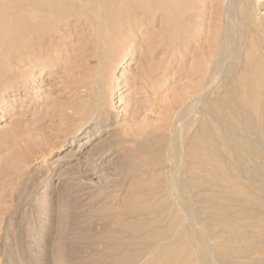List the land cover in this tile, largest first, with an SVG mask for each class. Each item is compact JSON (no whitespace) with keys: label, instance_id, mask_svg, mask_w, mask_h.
Segmentation results:
<instances>
[{"label":"rangeland","instance_id":"1","mask_svg":"<svg viewBox=\"0 0 264 264\" xmlns=\"http://www.w3.org/2000/svg\"><path fill=\"white\" fill-rule=\"evenodd\" d=\"M135 1L126 0L125 9L128 12L130 8L129 12H132L133 5H136L134 12L139 17L133 12L132 17L121 24V27L111 25L112 16L109 14H112V8L105 1L107 6L103 5L100 12H106L107 16L96 18V22L95 15L91 14L90 18L89 14L92 12L88 8L85 11V7L77 6L75 11L71 7L73 12L69 7L65 8L67 11L60 7L59 12L62 15L55 20L57 24L52 21V27L49 24L43 27L44 32L36 30V33L27 28L28 19L22 4L24 0H18L17 3L16 0L7 2L15 8L11 9L14 12H17L18 5H22L24 9L19 6L22 11H18L21 14L17 12L14 19L11 17L14 12L11 11L4 16L6 19L0 18V26L2 19L5 23L1 26L5 33L0 37V43L3 41L0 44V264H264V134H261L264 131V112L259 110V113L255 108L247 109L244 99L240 97L242 92L238 91L243 84L250 83L246 78L252 72L250 65L264 55V48L261 46L262 44L264 47V36H261L264 35V27L259 26V23L264 24V10L261 11L262 14H258V7L264 9V1L253 0L252 3V0H171V5H159L158 0H152L151 3L146 1L149 7L145 1ZM238 2L243 3L238 5ZM0 3L2 5L3 1L0 0ZM245 5L250 8V12L257 8L253 10L252 16L245 9ZM139 8L143 11H139ZM245 10L248 12L247 16L244 15ZM69 11L73 14H68ZM79 11H84V14ZM163 15L169 17L168 21ZM238 17H242L241 20ZM171 18L174 19L170 20ZM12 19L16 22H12ZM250 20L255 24L252 27L250 24L253 22ZM6 23L10 26L14 24L11 27L16 29L15 32H11V27ZM26 28L29 32H25ZM116 28L120 29L117 31ZM248 31L250 35H247ZM15 33H18V37L21 36L19 39H22V43L18 37L16 39ZM104 47L108 49L105 56L101 51ZM118 57L120 59L116 60ZM241 65L247 67V72L246 67L244 69ZM238 69L242 71L237 72ZM236 73H240V76L237 77ZM233 75H236L237 80ZM230 77H233L231 81ZM230 86L238 92V95L234 93L240 102L234 98ZM228 99L230 103L227 101L229 104H226L225 100ZM208 102L213 105L210 110ZM188 105L189 112L186 110ZM231 109L237 116L233 115ZM233 116H240L241 120H235ZM246 118L250 119L249 122ZM176 123L179 126L188 124V127H182L181 138L177 135ZM237 124L240 128L248 127L250 131L243 127L237 128ZM231 126L235 127L230 131L234 129L235 132V128L238 131L228 132ZM208 128L209 134L206 132ZM199 129L208 135L205 132L200 133ZM212 129L219 133H213ZM230 133H234L231 140ZM210 135L212 138H209ZM243 135L248 136V139L245 136L242 138ZM198 138H203L206 142L204 140L200 145ZM237 138L242 143L247 142V145L244 143V146ZM208 139L214 140L210 143ZM220 139L222 140L219 141ZM180 142L183 143L184 151L183 159L178 160L176 157ZM192 143L195 145L194 149ZM209 143L211 146L214 144L212 148ZM237 143L239 147L242 144V150ZM255 144L261 145L256 147ZM197 146L202 151L205 150L206 153L202 152L206 154L205 158L204 155H198L201 150L196 149ZM218 151H222V154L219 155ZM244 152H248L249 156L248 153L245 156ZM197 157L200 160L203 157L202 165ZM196 158L197 163L194 162L197 161ZM171 159H174V163ZM22 162L25 163L21 165ZM237 163L238 168L234 166ZM148 168L149 170H145ZM171 168L179 170V186L181 177L184 180L189 174L198 188L190 183L191 179H186L188 186L190 184L189 188H192L185 192L187 196L179 191L181 198L179 195L173 198L167 190H162L164 185L159 187L158 182L168 183ZM207 169L212 171L206 172ZM224 170L230 174L227 176L232 177L231 172L234 174V170L235 175L242 176L239 178L236 175L232 180L230 178V183L222 172ZM186 171L188 173L185 174ZM196 171L198 177L195 176ZM219 172L226 179L222 177L220 180L219 175L222 173L218 174ZM162 173L164 178L160 175ZM224 180L225 182L218 183ZM237 181L239 188H242L239 194L233 193L235 187L239 191ZM132 184L137 185L136 189ZM248 185L251 188L246 187ZM152 186L156 188H153L154 191ZM142 188L145 189L141 190ZM230 188L234 189L230 191ZM151 192L154 193L151 195ZM154 196H159V199ZM170 197L173 198L172 203ZM176 201L179 204L184 202L181 209ZM163 203L165 206H162ZM173 204L178 210L173 208ZM133 205L136 206L135 209ZM151 207L154 208L153 211ZM166 207H169L168 210ZM160 209L161 213L158 211ZM172 210L177 214L172 215ZM184 212L189 218H182L181 222L179 216L181 214L182 217ZM148 216L156 220L162 218L163 222H158L161 226L158 228L155 222L152 227L153 218L150 220ZM146 217L149 219L147 222ZM166 221H173L170 226H174L170 229ZM177 222H180L179 225ZM139 227L143 230L140 231ZM185 227L187 231L183 229ZM164 229L170 231L166 230L164 233ZM180 229L185 230L186 234H182ZM156 231L157 235L158 231L164 234L161 236L159 233L157 237ZM169 233L176 235L174 237L171 234L169 237ZM155 237L158 238L157 241ZM165 244L167 246L162 249ZM157 250L159 253H155Z\"/></svg>","mask_w":264,"mask_h":264},{"label":"bare ground","instance_id":"2","mask_svg":"<svg viewBox=\"0 0 264 264\" xmlns=\"http://www.w3.org/2000/svg\"><path fill=\"white\" fill-rule=\"evenodd\" d=\"M2 1H3V4L0 5V18H4V16H6V13H7V12L9 13V11H11V13H12V12H14V11H12L11 9H13V10L15 9V8L11 7V5H8L7 2H8L9 0H8V1H7V0H2ZM13 1H14V0H13ZM17 1H18V0H16V3H17ZM21 1H23V0H21ZM105 1H107V4H110V6H111L110 8H112V9H111V10H112V14H109V15H110V17L112 16V18H111V19H112V23H111V25L114 26V27H116V26H120L121 24H123V23L126 22V21L128 22L129 17H130L131 14L135 11L134 7H136V5H133V6H134V7H133V11L131 10L132 12H129V11H130V8H129V11L127 12V10L125 9L126 0H61V1L58 0L57 2H56L55 0H24V2H23L22 4L25 6V10H23L24 8H23L22 5H18V6H16V11H17V12L22 11V10L24 11L25 16H26L27 19H28L27 24H26V23H25V24L27 25V28L31 29L30 31H31L32 33H34L36 30H37V31L39 30V31H41V32H44L45 29L43 30V27L49 25L52 21H54V22L56 23L55 20H57V19L60 17V15H62V14L59 12V11H60V10H59L60 7H61V8H64V9H65V8L67 9V8L69 7L70 9L73 10V12H74V9H75L77 6H79V7L82 6L83 8L85 7L84 10H85L86 8H88L87 10L90 11V12H92V13L89 14L90 18H91V14H92V15H95V22H96V18H97V19H101L102 17H104L103 15H106V12H105V14H104V13H103V14L101 13V12H102V11H101L102 6H103V5H106V4L104 3ZM131 1H132V0H131ZM134 1H135V0H134ZM143 1H145V2H146V1H149V3H151L152 0H141V2H143ZM153 1H155V0H153ZM158 1H159V5H166V4L171 5V4H170L171 0H158ZM173 1H175V0H173ZM173 1H172V2H173ZM180 1H181V0H180ZM180 1H179V2H180ZM259 1H260V0H259ZM263 1H264V0H263ZM128 2H130V1H128ZM135 2H136V1H135ZM166 2H167V3H166ZM172 2H171V3H172ZM243 2H244V1H243ZM243 2H241V3H243ZM249 2H250V1H249ZM253 2H254V1L252 0V3H253ZM132 3H133V2H132ZM138 3H140V2H138ZM146 3H147V2H146ZM149 3L146 4L147 7H149V6H148ZM162 3H165V4H162ZM174 3H176V2H174ZM241 3H240V4H241ZM250 3H251V2H250ZM261 3H262V1H261ZM261 3H260V4H261ZM0 4H1V3H0ZM20 4H21V2H20ZM127 4H128V3H127ZM135 4H137V2H136ZM142 4H144V3H142ZM172 4H173V3H172ZM177 4H178V3H177ZM240 4H239V2H238V5H240ZM263 4H264V3H263ZM129 5H130V4H129ZM138 5H139V4H138ZM246 5H247V4H246ZM246 5H245V6H246ZM258 5H259V4H258ZM13 6H14V5H13ZM19 6H21V9H22V8H23V9H22V10H21V9L19 10V8H20ZM106 6H107V5H106ZM108 6H109V5H108ZM140 6H141V5H140ZM140 6H139V7H140ZM143 6H144V5H143ZM174 6H175V5H173V7H174ZM249 6H250V5H249ZM71 7H74V9L71 8ZM129 7H130V6H129ZM147 7H145V8H147ZM165 7H166V6H165ZM167 7H169V6L167 5ZM176 7H177V6H176ZM83 8H82V9H83ZM123 8H124V9H123ZM140 8H141V7H140ZM140 8H139V9H140ZM142 8H143V7H142ZM161 8L163 9L164 7L162 6ZM171 8H172V7H171ZM174 8H175V7H174ZM242 8H243V7H242ZM253 8H254V7H253ZM66 9H65V11H67ZM76 9H78V8H76ZM76 9H75V11H76ZM82 9H80V10H82ZM103 9H105V8H103ZM143 9H144V8H143ZM164 9H165V8H164ZM166 9H170V8H166ZM172 9H173V8H172ZM175 9H177V8H175ZM239 9L241 10V7H240V6H239ZM245 9H248V6H246ZM249 9H250V8H249ZM249 9H248V11L250 12ZM254 9L256 10L257 8H254ZM254 9H253V10H254ZM258 9H259L258 14H259V15L262 14L261 11H263L264 9H262V7H261V8L258 7ZM18 10H19V11H18ZM61 10H63V9H61ZM68 10H69V9H68ZM72 10H71V11H72ZM108 10H109V9H108ZM108 10H107V11H108ZM111 10H110L109 12H111ZM136 10H138V8H136ZM141 10H142V9H140L139 11H141ZM145 10H146V9H145ZM147 10H148V8H147ZM160 10H161V9H160ZM160 10H159V12H160ZM253 10H251V11L253 12ZM255 10H254V11H255ZM71 11H69V12H67V13H68V14H71V13H72ZM85 11H86V10H85ZM100 11H101V12H100ZM142 11H143V10H142ZM142 11H141V12H142ZM162 11H163V10H161V12H162ZM165 11H166V10H165ZM17 12H14L13 16H11L12 14H11L10 16L13 17V19L16 18V17H14V16L16 15ZM79 12H80V11H79ZM82 12H83V13H82ZM82 12H80V14L83 15V14H84V11H82ZM144 12H145V11H144ZM147 12H148V11H147ZM147 12H145V13H147ZM149 12H150V11H149ZM168 12H169V11H167V13H168ZM239 12H240V11H239ZM245 12H246V14H244V15L247 16V14H248L247 10H245ZM245 12H244V13H245ZM252 12H250L249 15H251ZM63 13H64V15L66 14V13L64 12V10H63ZM76 13H77V12H76ZM134 13H135V12H134ZM151 13H153V12H151ZM232 13H233V12H232ZM19 14H21V13L19 12ZM72 14H73V13H72ZM78 14H79V13H77V15H78ZM80 14H79L78 16H82V15H80ZM135 14H137V15H136V17H137V16H138V13L136 12ZM147 14H149V13H147ZM160 14H161V13H160ZM162 14H163V13H162ZM164 14H165V13H164ZM168 14H169V13H168ZM168 14H167V15H168ZM170 14H171V13H170ZM253 14H254V13H253ZM17 15H18V14H17ZM22 15H23V14H22ZM75 15H76V14H74V16H75ZM85 15H87L86 12H85ZM132 15H133V14H132ZM144 15H145V14H144ZM240 15H242L241 12H240ZM255 15H256V14H255ZM1 16H3V17H1ZM66 16H68V15H66ZM71 16H73V15H71ZM106 16H107V15H106ZM168 16L170 17L171 15H168ZM168 16L165 15V17H167V18H165L164 15H163V17L166 19V21H168V19H169ZM174 16H175V15H174ZM251 16H252V15H251ZM262 16H264V14H262ZM20 17H21V16H20ZM26 17H25V18H26ZM82 17H83V16H82ZM87 17H88V16H87ZM87 17H84V18H87ZM110 17H109V19H110ZM131 17H132V16H131ZM131 17H130V18H131ZM133 17H135V16H133ZM138 17H139V16H138ZM163 17H162V18H163ZM248 17H250V16H248ZM256 17H257V16H256ZM235 18H236V17H235ZM238 18H239V17H238ZM241 18H242V17H240L239 20H241ZM252 18H253V20H255V19H254V16H253ZM252 18H251V19H252ZM4 19H6V17H5ZM13 19H12V20H13ZM92 19H94V18L92 17ZM107 19H108V18H107ZM111 19H110V20H111ZM148 19H149V18H148ZM173 19H174V18H173ZM173 19L171 18L170 20H173ZM245 19H246V18H245ZM257 19H258V21H259V18H258V17H257ZM12 20H11V21H12ZM87 20H88V19H87ZM242 20H243V19H242ZM263 20H264V19H263ZM0 21H1V20H0ZM6 21H7V20H6ZM11 21H10V22H11ZM24 21H25V20H24ZM93 21H94V20H93ZM107 21H108V20H107ZM230 21H231V20H230ZM232 21H233V20H232ZM234 21H236V20H234ZM250 21L253 22L252 20H250ZM12 22H14V20H13ZM15 22H16V21H15ZM15 22H14V23H15ZM98 22H99V20H98ZM0 23H1V22H0ZM3 23H4V22H3V19H2V24H3ZM20 23H21V22H20ZM92 23L94 24V22H92ZM107 23H108V22H107ZM170 23H171V22H170ZM233 23H235V22H233ZM255 23H256V20H255ZM263 23H264V21H263ZM2 24H1V26H2ZM4 24H5V23H4ZM6 24H7V23H6ZM18 24H19V23H18ZM56 24H57V23H56ZM97 24H98V23H97ZM239 24H241V23H239ZM244 24H245V22H244L242 25H244ZM248 24H250V22H248ZM252 24H254V22L250 24L251 27H252ZM7 25H9V23H8ZM7 25H6V26H7ZM254 25H255V24H254ZM260 25H263V27H264V24H260V23H259V26H260ZM1 26H0V37H1V34H2V33H3V34L5 33V32L3 31V30H5V29H2ZM9 26H10V25H9ZM11 26H12V25H11ZM11 26H10V27H11ZM13 26H14V24H13ZM13 26H12V27H13ZM50 26H51V24H50ZM92 26H93V25H92ZM121 26H122V25H121ZM121 26H120V27H121ZM236 26H237V25H236ZM240 26H241V25H240ZM247 26H248V25H247ZM247 26H246V27L243 26V27L247 28ZM259 26L257 25V27H259ZM10 27H9V28H10ZM12 27H11V30H12V31L10 30L11 32H13V30L15 29V28H12ZM51 27H52V26H51ZM54 27H55V26H53V28H54ZM96 27H97V26H96ZM98 27H99V26H98ZM110 27H111V26H110ZM4 28H5V27H4ZM27 28H26L25 32H27V31L29 30V29H27ZM47 28H49V26H48ZM241 28H242V26H241ZM253 28H254V26H253ZM23 29H24V27H23ZM49 29H50V28H49ZM110 29H112V28H110ZM110 29H109V30H110ZM116 29H117V28H116ZM119 29H120V28H118L117 31H118ZM243 29H244V28H243ZM243 29H242V33H243ZM248 29H249V31H251L250 28H248ZM256 29H258V28H256ZM15 30H16V29H15ZM15 30H14V32H15ZM20 30L22 31V29H20ZM244 31H245V29H244ZM249 31H248V34H247V35H250V32H249ZM255 31H256V30H255ZM257 31H258V30H257ZM8 32H9V31H8ZM11 32H10V34H11ZM16 32H17V31H16ZM28 32H29V31H28ZM31 32H30V33H31ZM253 32H254V31H253ZM35 33H36V32H35ZM242 33H241V34H242ZM8 34H9V33H8ZM10 34H9V35H10ZM15 34L17 35V36L15 35V36H16V39H17V37H18V33H15ZM243 34H244V33H243ZM245 34H246V33H245ZM259 34H260V31H259ZM6 35H7V34H6ZM13 35H14V34H13ZM19 35H20V34H19ZM254 35H255V34H254ZM260 35H261V34H260ZM15 36H13V38H14ZM245 36H246V35H245ZM257 36H258V33H257ZM257 36H254V37L257 38ZM261 36H264V35H261ZM8 37H10V36H8ZM11 37H12V36H11ZM19 37H21V36H19ZM19 37H18V39H19ZM28 37H29V36H28ZM30 37H31V36H30ZM233 37H234V35H233ZM242 37L244 38V35H243ZM3 38H4V37H3ZM13 38H12V39H13ZM259 38H260V37H259ZM9 39H10V38H9ZM14 39H15V38H14ZM16 39H15V40H16ZM249 39H250V38H249ZM252 39H253V38H252ZM3 40H4V39H3ZM19 40H20V42H21L22 39H19ZM19 40H17V42H18ZM231 40H232V39H231ZM253 40H254V39H253ZM253 40H252V41H253ZM259 40H260V39H259ZM8 41H9V40H8ZM8 41H7V42H8ZM99 41H100V39H99ZM245 41H248V39H246ZM245 41H244V42H245ZM260 41H263V39L260 40ZM1 42L3 43V41H1ZM11 42H12V41H11ZM17 42H16V43H17ZM227 42H228V41H227ZM2 43H0V44L2 45ZM21 43H22V42H21ZM228 43H229V42H228ZM248 43H250V42H248ZM262 43L264 44V42H262ZM7 44H8V43H7ZM19 44H20V43H19ZM225 44H226V43H225ZM246 44H247V42H246ZM255 44H256V43H255ZM258 44H261V43L259 42ZM9 45H11V44H9ZM15 45H16V44H15ZM226 45H227V44H226ZM239 45H240V44H239ZM5 46H6V45H5ZM245 46H246V45H245ZM247 46H248V44H247ZM247 46H246V47H247ZM261 46H262V48H264L262 44H261ZM2 47H3V46H2ZM6 47H8V46H6ZM15 47H16V46H15ZM0 48H1V47H0ZM9 48H10V47H9ZM13 48H14V47H13ZM239 48H240V47H239ZM239 48H238V49H239ZM14 49H16V48H14ZM14 49H13V50H14ZM17 49H18V48H17ZM258 49H259V48H258ZM4 50H5V48H4ZM9 50H10V49H9ZM11 50H12V49H11ZM244 50H245V48L243 49V51H244ZM262 50H263V49H262ZM1 51H3V50H1ZM7 51H8V50H7ZM101 51L104 53V56H105V55L107 54L108 49H105V47H104ZM260 51H261V50H260ZM9 52H10V51H9ZM12 52H13V51H12ZM0 53H1V52H0ZM6 53H7V52H6ZM261 53H262V51H261ZM2 54H3V53H2ZM9 54H10V53H9ZM231 54H232V53H231ZM257 54H258V53H257ZM260 55H261V54H260ZM222 56H223V55H222ZM231 56H232V55H231ZM234 56H236V55H234ZM244 56H245V53H244ZM237 57H238V56H237ZM260 57H261V56H260ZM229 58H230V57H229ZM239 58H240V57H239ZM258 58H259V57H258ZM119 59H120V58L118 57L116 60H119ZM240 59H241V58H240ZM240 59H239V60H240ZM255 59H256V58H255ZM218 60H220V59L218 58ZM246 60H247V59H246ZM253 60H254V59H253ZM242 61H243V60H241V62H242ZM244 61H245V60H244ZM219 62H220V61H219ZM245 62H246V61H245ZM237 63H238V62H237ZM237 63H236V64H237ZM222 64H223V63H222ZM248 64H249V63H247L246 65L248 66ZM216 66H217V65H216ZM244 66H245V65H244ZM213 67H214V64H213ZM220 67H221V66H220ZM222 67H223V66H222ZM241 67H243V65H241ZM245 67H246V66H245ZM245 67H243V68L245 69ZM250 67L252 68V72H251V74H249V75H250L249 77H248V75L246 76V78H248L247 81H249L250 83L248 82L249 84H246V85L243 84V85L241 86V84H240V82H239V84H240V86H241V89H240V87L237 86L238 89H240V90H238V91L242 92V95H241L240 97L242 98V100L244 99V100H243V103L246 104V107H248L247 109H254V108H255V109H258L257 112H258L259 110H262V111L264 112V55H262V57L259 58V60H258L256 63L251 64ZM215 68H216V67H215ZM236 68H237V65H236ZM239 68H240V65H239ZM243 68H242V69H243ZM208 69H209V68H208ZM217 69H218V66H217ZM242 69H238V71H237V70H236V71H237V72H240L239 70L242 71ZM232 70H233V69H232ZM206 71H207V70H206ZM211 71H214V70L212 69ZM211 71H210V72H211ZM220 71H221V70H220ZM243 71H244V70H243ZM207 72H208V71H207ZM246 72H247V67H246ZM216 73H217V72H216ZM234 73H235V71H234ZM234 73H232V74H234ZM243 73H244V72H243ZM236 74H237V73H236ZM244 74H245V73H244ZM207 75L209 76V74H207ZM216 75H217V74H216ZM238 75L240 76V73L237 74V77H238ZM231 76H232V75H231ZM233 76L235 77L236 75H233ZM215 77H216V76H215ZM237 77H235L236 80H237ZM208 78H209V77H208ZM232 78H233V77H232ZM232 78H231V77L229 78L230 81L232 80ZM235 78H234V79H235ZM229 79H228V80H229ZM241 79H242V78H241ZM245 80H246V79H245ZM210 82H211V80H210ZM212 82H215V81H212ZM234 82H235V81H234ZM241 82H243V81H241ZM228 83H230V82H228ZM245 83H246V82H245ZM239 84H238V85H239ZM227 85H229V84H227ZM235 85H236V83H235ZM230 87H231V89H233V90H232L233 93L236 92V91H234V88H232L233 86H230ZM237 87H236V88H237ZM236 88H235V89H236ZM224 89H226V88H224ZM227 91H228V90H226L225 94L227 93ZM230 91H231V90H230ZM233 93H232V94H233ZM237 93H238V92H236V94H237ZM232 94H231V95H232ZM226 95H227V94H226ZM226 95H225V96H226ZM233 95H234V98H235V93H234ZM237 95H238V94H237ZM237 95H236V97H238ZM218 96H219V95H218ZM221 96H223V95H221ZM213 98H214V96H213ZM238 98H239V97H238ZM220 99H221V98H220ZM220 99H219V100H220ZM222 99H225V98L223 97ZM235 99H236V98H235ZM217 100H218V99H217ZM231 100H232V99H231ZM236 100H237V99H236ZM208 101H209V100H208ZM214 101H215V100H214ZM227 101H229V103H230V99L225 100L226 104L228 103ZM237 101H238V100H237ZM205 102H207V101H205ZM216 102H217V101H215V103H216ZM223 102H224V101H223ZM231 102L233 103L234 101L232 100ZM238 102H240V101H238ZM208 103H209V102H208ZM212 103H213V101H212ZM229 103H228V104H229ZM232 103H231V104H232ZM231 104H230V105H231ZM233 104H234V103H233ZM189 105H190V104H189ZM189 105H188L187 108H186V110H187L188 112H189L188 108L190 107ZM204 105H205V104H204ZM209 105L211 106V107L208 106V108H209V110H210V109L212 108L213 105H212L211 103H209ZM219 105H220V108H221V104H219ZM223 105L225 106V103H224ZM230 105H229V106H230ZM191 106H192V105H191ZM193 106H194V105H193ZM214 106H215V104H214ZM227 106H228V105H227ZM227 106H226V107H227ZM205 107H206V106H205ZM231 107H232V106H231ZM233 107L235 108L234 105H233ZM233 107H232V109H233ZM239 107H240V105H239ZM216 108H217V107H216ZM220 108H219V110H220ZM227 108H228V107H227ZM189 109H190V108H189ZM213 109H214V107H213ZM232 109H231V110H232ZM235 109H236V108H235ZM207 110H208V109H207ZM207 110H206V111H207ZM221 110H222V109H221ZM231 110H230V112H231ZM184 111H185V109H184ZM187 111H186V112H187ZM190 111H191V110H190ZM194 111H195V110H194ZM216 111H217V110H216ZM216 111H215V112H216ZM234 111L236 112L237 110H234ZM241 111H242V110H241ZM249 111H250V110H249ZM211 112H212V111H211ZM215 112H214V113H215ZM225 112H226V110H225ZM232 112H233V110H232ZM243 112H244V110H243ZM245 112H246V111H245ZM245 112H244V114H245ZM212 113H213V112H212ZM233 113H234V112H233ZM239 113H240V112H239ZM259 113H260V111H259ZM259 113H258V114H259ZM181 114H183V113H181ZM216 114H217V112H216ZM219 114H220V113H219ZM219 114H218V115H219ZM221 114H222V113H221ZM235 114H236V113H234L233 115H235ZM244 114H243V116H244ZM249 114H250V113H249ZM252 114H253V112H252ZM263 114H264V113H263ZM245 115L248 116V113H246ZM254 115H255V114H254ZM256 115H257V114H256ZM183 116H184V115H183ZM187 116H188V115H187ZM209 116H210V114H209ZM213 116H214V115H213ZM220 116H221V115H220ZM231 116H232V115H231ZM231 116H230V117H231ZM236 116H237V114H236ZM257 116H258V115H257ZM259 116H260V115H259ZM188 117H189V116H188ZM214 117H215V116H214ZM222 117H223V116H222ZM222 117H221V118H222ZM228 117H229V115H228ZM183 118H184V117H183ZM232 118H234V116H233ZM235 118L238 119V118H240V116L235 117ZM235 118H234V119H235ZM249 118H251V117H249ZM254 118H255V116H254ZM179 119H180V117L178 118V120H179ZM189 119H190V118H189ZM211 119H212V118H211ZM229 119H230V118H229ZM243 119H244V117H243ZM247 119H248V118H246L245 120L247 121ZM252 119H253V118H252ZM252 119H251V120H252ZM256 119H257V118H256ZM182 120H183V119H182ZM221 120H222V119H221ZM223 120H224V118H223ZM232 120H233V119H232ZM235 120H236V119H235ZM235 120H233V121H235ZM238 120H239V119H238ZM238 120H237V121H238ZM240 120H241V118H240ZM245 120H244V122H245ZM249 120H250V119H248V122H249ZM184 121H185V120H184ZM184 121H183V122H184ZM186 121H187V119H186ZM188 121H189L188 123L190 124L191 121H190V120H188ZM209 121H210V120H209ZM212 121H213V120H212ZM216 121H217V120H216ZM229 121H230V120H229ZM259 121H260V120H259ZM176 122H177V121H176ZM179 122H180V121H179ZM214 122H215V121H214ZM220 122H221V121H220ZM222 122H223V121H222ZM231 122H232V121H231ZM231 122H230V123H231ZM252 122H255V121H252ZM206 123H207V122H206ZM217 123H219V122H217ZM238 123H240V121H239ZM250 123H251V122H250ZM258 123H260V122H258ZM181 124H182V122H181ZM252 124H253V123H252ZM256 124H257V122H256ZM260 124H261V123H260ZM260 124H259V125H260ZM176 125H177V123H176ZM183 125H184V124H183ZM187 125H188V124H187ZM187 125H185V126H187ZM190 125H191V124H190ZM204 125H205V124H204ZM219 125H221V123H219ZM237 125H238V124H237ZM242 125H243V124H242ZM257 125H258V124H257ZM177 126H178V128H177V135H178L179 138H181V136H182V129H183L182 127H185V126H179V125H177ZM202 126H203V125H202ZM238 126H239V125H238ZM238 126H236V127L239 128V129H241V128L243 127V126H241V128H240V126H239V127H238ZM251 126H252V125H251ZM174 127H175V126H174ZM187 127H188V126H187ZM189 127H190V126H189ZM198 127H199V125H198ZM200 127H201V126H200ZM233 127H235V126H233ZM233 127L231 126V127L229 128L228 132H229L230 129H232ZM246 127H247V125H246ZM263 127H264V126H263ZM205 128H206V127H205ZM212 128H214V127H212ZM237 128H235V132L238 131V130H236ZM243 128H245V126H244ZM247 128H248V127H247ZM247 128H245V129H246V130H249V129H247ZM173 129H174V128H173ZM193 129H194V128H193ZM216 129H217V127H216ZM220 129H221V127H220ZM185 130H186V129H184V132H185ZM199 130H200V131H199L200 133H201V132H202V133L205 132V131L203 132L201 129H199ZM209 130H210V129L208 128L206 132L208 133ZM212 130H213V129H212ZM218 130H219V129H218ZM223 130H224V129H222V131H223ZM242 130H243V129H242ZM231 131L234 132V129L231 130ZM231 131H230V132H231ZM243 131L245 132V130H243ZM249 131H250V130H249ZM249 131H248V132H249ZM257 131H258V130H257ZM170 132L172 133V131H170ZM173 132H174V131H173ZM189 132H190V130H189ZM193 132H194V131H193ZM195 132H196V131H195ZM197 132H198V131H197ZM206 132H205V133H206ZM209 132H210V131H209ZM216 132H218V131H214V130H213V133L216 134ZM220 132H221V131H220ZM235 132H234V133H235ZM246 132H247V131H246ZM251 132H252V131H251ZM262 132H263V133H261V134H264V131H262ZM174 133H175V132H174ZM187 133H188V132H187ZM207 133H206V134H207ZM218 133H219V132H218ZM222 133H223V132H222ZM234 133H233V134H234ZM241 133H242V132H241ZM191 134H192V133H191ZM191 134H190V135H191ZM206 134H204V135L206 136ZM208 134H209V133H208ZM208 134H207V135H208ZM215 134H214V135L211 134V135L214 137ZM233 134L230 133V139L228 138L229 140H231V136H233ZM237 134H238V133H237ZM243 134H244V133H243ZM250 134H251V133H250ZM188 135H189V133H188ZM193 135H194V134H193ZM204 135H203V136H204ZM211 135H210V136H211ZM220 135H222V134L220 133ZM241 135H242V134H240V136H241ZM252 135H253V134H252ZM252 135H251V137H252ZM171 136H172V135H171ZM173 136H174V135H173ZM199 136H200V134H199ZM201 136H202V135H201ZM201 136H200V137H201ZM205 136H204V137H205ZM212 136H211V137L208 136V137H209V138H212ZM217 136H218V135H217ZM222 136H223V135H222ZM228 136H229V134H228ZM235 136H236V134H235ZM240 136H238V137H240ZM244 136H245V135H243L242 138H243ZM253 136H254V138H255V135H253ZM262 136L264 137V135H262ZM262 136H261V137L258 136V137L263 138ZM183 137H184V136H183ZM185 137H186V136H185ZM185 137H184V138H185ZM191 137H192V135H191ZM204 137H203V138H204ZM236 137H237V136H236ZM245 137H247V139H248V136H245ZM245 137H244V138H245ZM249 137H250V136H249ZM176 138H177V137H176ZM179 138H178V139H179ZM186 138H188V137H186ZM203 138H202V139H203ZM225 138H226V137H225ZM240 138H241V137H240ZM242 138L240 139L241 141H243ZM172 139H173V138H172ZM182 139H183V138H182ZM194 139H195V138H194ZM202 139H199V138H198V143H199L200 145H201V144L203 143V141L205 140V139H204V140H202ZM228 139H227V140H228ZM235 139H236V138H235ZM237 139H238V138H237ZM252 139H253V138H252ZM191 140H192V138H191ZM212 140H214V139H212ZM212 140L209 141V139H208L207 141L211 143ZM221 140H222V139H220L219 141H221ZM233 140H234V139H233ZM233 140H232V142H233ZM260 140H261V139H260ZM176 141H177V139H176ZM196 141H197V140H196ZM224 141H225V140H224ZM234 141H235V140H234ZM238 141H239V139H238ZM238 141H237V142H238ZM241 141H239V142H241ZM246 141H247V140H246ZM250 141H251V140H250ZM263 141H264V140H263ZM263 141H262V143H263ZM173 142H174V141H173ZM194 142H195V141H194ZM194 142H193V143H194ZM205 142H206V140H205ZM208 142H207V143H208ZM214 142H216V141H214ZM225 142H227V141H225ZM169 143H170V141H169ZM171 143H172V142H171ZM184 143H185V142H184ZM188 143H189V142H188ZM188 143H186V144H188ZM193 143H192V145H193ZM210 143H209L208 145H210ZM223 143H224V142H223ZM228 143H229V142H228ZM241 143H242V142H241ZM241 143H240V147H239V145H238L239 143H237V146H238L239 149H241V145H242V144L244 145V143H246V145H247V142H244V143H242V144H241ZM251 143H252V142H251ZM256 143H258V142H256ZM172 144H173V143H172ZM172 144H171V146H173ZM175 144H177V143H175ZM189 144H190V143H189ZM196 144H197V142H196ZM229 144H232V143L230 142ZM252 144H254V143H252ZM213 145H214V144H213ZM213 145H212V146H213ZM216 145H217V144H216ZM225 145H226V143H225ZM234 145H236V144H234ZM260 145H261V144H259V146H260ZM185 146H187V145H185ZM185 146H184V147H185ZM189 146H190V145H188V147H189ZM194 146H195V145H193V147H192L193 149H194ZM203 146H205V143L203 144ZM206 146H207V145H206ZM212 146L210 145L211 148H212ZM221 146H222V145H220L219 148H221ZM244 146H245V145H244ZM248 146H249V145H248ZM252 146L254 147V145H252ZM255 146H256V144H255ZM257 146H258V145H257ZM257 146H256V147H257ZM259 146H258V147H259ZM188 147H186V148H188ZM197 147H198V146H197ZM208 147H209V146H207V148H208ZM210 147H209V148H210ZM228 147H230V146L228 145ZM234 147H235V146H234ZM246 147H247V146H246ZM253 147H251V148H253ZM201 148H203V147H201ZM243 148H244V147H243ZM247 148H248V147H247ZM251 148H250V150H251ZM182 149H183V143L180 142L179 149H178V150L176 149L179 153L175 150V151L178 153V154L176 153V154L178 155V157H176V158H178V160H181V158L183 159L182 156H183V151H184V150H182ZM190 149H191V146H190ZM190 149H186V150H190ZM196 149H199V147L196 148ZM229 149H230V148H229ZM244 149H245V148H244ZM248 149H249V148H248ZM248 149H246V151H247ZM173 150H174V149H173ZM199 150H201V149H199ZM202 150H203V149H202ZM202 150H201V153H200V152L198 153L199 156H201V155L203 156V155H204L202 152H205V150H204V151H202ZM206 150H207V149H206ZM211 150H212V149H211ZM217 150H219V149L217 148ZM217 150H216V151H217ZM220 150H221V149H220ZM234 150H235V149H234ZM236 150H237V149H236ZM241 150H242V149H241ZM257 150H258V149H257ZM191 151H193V150H191ZM224 151H225V150H224ZM229 151H230V150H229ZM231 151H232V150H231ZM239 151H240V150H239ZM239 151H238V152H239ZM244 151H245V150H244ZM248 151H249V150H248ZM255 151H256V149H254V152H255ZM258 151H259V150H258ZM193 152H194V151H193ZM207 152H208V151H207ZM209 152H210V151H209ZM213 152H214V151H213ZM218 152H219V155H220V153H221L222 151H218ZM234 152H235V151H234ZM240 152H241V151H240ZM249 152H250V151H249ZM174 153H175V152H174ZM194 153H195V152H194ZM205 153H206V152H205ZM227 153H228V152H227ZM230 153H233V152H230ZM244 153H245V152H244ZM247 153H248V152H246L244 155L246 156ZM255 153H256V152H255ZM257 153H258V152H257ZM261 153H262V152H261ZM261 153H260L259 155H261ZM164 154H165V153H164ZM169 154H170V153H169ZM213 154H215V153H213ZM221 154H222V153H221ZM237 154H238V153H237ZM237 154H235V156H236ZM190 155H191V154H190ZM205 155H206V154H205ZM205 155H204V158H205ZM219 155H218V156H219ZM241 155H242V154H241ZM244 155H243L242 157H244ZM253 155L255 156L254 153H253ZM253 155H252V156H253ZM173 156H175V154H174ZM210 156H211V154H210ZM227 156H228V155H227ZM235 156H234V157H235ZM248 156H249V153H248ZM250 156H251V155H250ZM192 157H193V155H192ZM206 157H207V156H206ZM213 157H214V156H213ZM213 157H212V159H213ZM172 158H173V157H172ZM193 158H194V157H193ZM197 158L199 159V157H197ZM197 158H196L195 160H197ZM200 158H201V160H200V159H199V160H200L201 162H199V163L201 164V163H202V160H204V159H203V157H200ZM214 158H216V157H214ZM218 158H219V157H218ZM225 158H226V156H225ZM232 158H233V156H232ZM239 158H240V157H239ZM245 158H246V157H245ZM248 158H249V157H248ZM251 158H252V157H251ZM251 158H249V159H251ZM257 158H259V157H257ZM20 159H21V158H20ZM168 159H169V158H168ZM189 159H190V158H188V161H189ZM219 159H220V158H219ZM219 159H218V160H219ZM236 159H237V158H236ZM24 160H25V159H24ZM227 160H228V159H227ZM238 160H239V159H238ZM240 160H241V159H240ZM242 160H243V159H242ZM22 161H23V160H22ZM26 161H27V160H26ZM162 161H163V159H162ZM162 161L160 160V162H162ZM164 161H165V157H164ZM171 161H172V159H171ZM171 161H170V162H171ZM211 161H212V160H211ZM223 161H224V159H223ZM231 161H232V160H231ZM233 161H234V160H233ZM254 161H255V160H254ZM254 161H253V162H254ZM259 161H261V159H260ZM259 161H258V162H259ZM158 162H159V161H158ZM172 162L174 163V159H173ZM172 162H171V163H172ZM194 162L197 163L198 160H197V161H194ZM215 162H216V161H215ZM228 162H229V161H228ZM236 162H238V161H236ZM249 162H251V161H249ZM253 162H252V163H253ZM256 162H257V160H256ZM19 163H20V162H19ZM24 163H25V162H22L21 165H23ZM166 163H168V162H166ZM166 163H165V164H166ZM176 163H177V162H176ZM181 163H182V162H181ZM181 163H180V165H181ZM192 163H193V162H192ZM225 163H226V161H225ZM232 163H234V162H232ZM232 163H231V164H232ZM9 164H10V162H9ZM14 164H15V163H14V161H13V165H14ZM16 164H17V162H16ZM156 164H157V162H156ZM163 164H164V162L162 163V165H163ZM209 164H212V162H210ZM229 164H230V163H229ZM244 164H246V163H244ZM21 165H20V167H21ZM158 165H159V164H158ZM172 165H174V164H172ZM182 165H183V164H182ZM201 165H202V164H201ZM207 165H208V164H207ZM213 165L216 166L214 163H213ZM213 165H212V166H213ZM222 165H223V163H222ZM14 166H15V165H14ZM24 166H26V165H24ZM175 166H176V165H175ZM175 166H174V167H175ZM184 166H185V164H184ZM196 166H197V164H196ZM198 166H199V165H198ZM209 166H210V165H209ZM234 166L237 167V166H238V163H237L236 165H234ZM246 166L248 167V165H246ZM169 167H170V166H169ZM187 167L189 168V165H188ZM190 167H191V166H190ZM193 167H194V166H193ZM222 167H223V166H222ZM232 167H233V166H232ZM236 167H235V168H236ZM15 168H16V167H15ZM22 168H23V167H22ZM22 168H21V169H22ZM150 168H151V167H150ZM172 168H173V167H172ZM172 168H171V169H172ZM188 168H187V169H188ZM191 168H192V167H191ZM195 168H196V167H195ZM198 168H200V166H199ZM198 168H196L197 171H199ZM207 168H209V167H207ZM210 168H211V167H210ZM215 168H216V167H215ZM217 168H218V167H217ZM217 168H216V169H217ZM219 168H220V167H219ZM230 168H231V166L229 167V170H230ZM233 168H234V167H233ZM235 168H234V169H235ZM237 168H238V167H237ZM239 168H240V167H239ZM241 168H242V167H241ZM241 168H240V169H241ZM244 168H245V167H244ZM248 168H249V167H248ZM16 169H17V168H16ZM16 169H15V170H16ZM167 169H168V168H167ZM183 169H184V168H183ZM187 169H186V170H187ZM204 169H205V168H204ZM222 169H223V168H222ZM226 169H228V168H226ZM240 169H237V170H240ZM145 170H149V168H148V169H145ZM145 170H143V171L146 172ZM189 170H190V168H189ZM191 170H193V168H192ZM200 170H201V169H200ZM213 170H214V169H213ZM219 170H220V169H219ZM178 171H179V170H177V169H172V173H171V175L167 178V179H168V181H167L168 183L166 182L167 184H164V183H165L164 181H163V183L158 182V183L160 184V186L156 183V185H158L159 187H161V184H163V185H164V188H163V189L160 188V189H162V190H164V191L167 190L168 193H170L172 196H174L173 198H176V197H179V196H180L179 194H181V193H180L179 191H181V192L184 194V193L187 192L189 189H190V191H191V189H192L191 187L189 188L190 184H189V186H188V180H186V179H191V180L193 179V178H191V177L189 176V174L187 175V177L189 176V178L185 177L184 180H183V176H182V177H181V178H182V179H181V181H182V182H181V186L178 185V182H177V181L179 180V178H180V176H181L180 173H178ZM184 171H185V170H184ZM197 171H196V175H195V176H197ZM208 171H209V169H207L206 172H208ZM211 171H212V170H211ZM211 171H209V172H211ZM224 171H225V170H224ZM224 171H222V172L227 176V174H228V173H226L227 171H225V172H224ZM231 171H232V170H231ZM245 171H246V173H247V170H246V169H245ZM149 172H150V171H149ZM201 172H202V171H201ZM204 172H205V171H204ZM214 172H215V170H214ZM217 172H218V171H216V173H217ZM222 172H221V173H222ZM229 172H230V171H229ZM238 172H239V171H238ZM167 173H168V171H167ZM186 173H188V172L186 171L185 174H186ZM190 173H191V172H190ZM198 173H199V172H198ZM221 173L219 172L218 174H221ZM223 173H222L221 175H219V176H221V177H220V180H222L221 178L223 177V176H222ZM239 173H240V172H239ZM146 174H148V173H146ZM168 174H169V173H168ZM209 174H210V173H209ZM212 174H213V173H211V175H212ZM231 174H232V177H231V176H227V177H226L225 175H224V177H226L227 180L230 181V178H231V180H232V178H233L234 176L237 175V174L235 175V170H234V174H233L232 172H231ZM155 175H157V174H155ZM158 175H159V174H158ZM160 175L162 176L163 173L160 174ZM160 175H159V176H160ZM204 175H205V174H203V176H204ZM211 175H210V177H211ZM213 175H214V174H213ZM213 175H212V176H213ZM228 175H230V174H228ZM251 175H252V174H251ZM140 176H141V175H140ZM166 176H167V175H166ZM184 176H185V175H184ZM191 176H193L192 173H191ZM241 176H242L241 174H240V177H239V175H237V177H239V178H241ZM243 176H244V175H243ZM141 177H142V176H141ZM143 177H144V175H143ZM162 177L164 178V176H162ZM162 177H161V178H162ZM197 177H198V176H197ZM200 177H202V176H200ZM215 177H216V176H215ZM224 177H223V178H224ZM228 177H229V179H228ZM155 178H156V177H155ZM205 178H207V177L205 176ZM213 178H214V177H213ZM226 178H224V179H226ZM246 178H247V177H246ZM156 179H158V176H157ZM201 179H202V178H201ZM201 179H200V181H201ZM161 180H164V179H161ZM161 180L159 179V181H161ZM165 180H166V178H165ZM195 180H196V179H195ZM214 180H215V179H214ZM234 180H236V179H234ZM151 181H153V178L151 179ZM154 181H155V180H154ZM196 181L199 182V180H196ZM208 181H209V180H208ZM210 181H211V180H210ZM210 181H209V182H210ZM240 181H241V180H240ZM243 181H245V180H243ZM155 182H157V181H155ZM191 182L194 183V185L196 184L195 181L193 182V180L190 181V183H191ZM219 182H225V180H224V181H218V183H219ZM246 182H247V181H246ZM250 182H252V181H250ZM145 183H146V182H145ZM148 183H149V181H148ZM200 183H201V182H200ZM230 183H231V181H230ZM138 184H139V186H142V185H140V183H137V185H138ZM142 184L144 185V182H143ZM146 184H147V183H146ZM179 184H180V182H179ZM197 184H198V183H197ZM215 184H216V183H215ZM223 184H224V183H223ZM228 184H229V182H228ZM232 184H233V183H232ZM237 184H238V181H237ZM249 184H252V183H249ZM137 185H136V186H137ZM147 185H148V184H147ZM147 185H146V186H147ZM150 185H151V183H150ZM156 185H154V186L156 187ZM199 185H201V184H199ZM204 185H205V184H203V186H204ZM220 185H221V184H219V186H220ZM224 185H225V184H224ZM230 185H231V184H229V186H230ZM133 186H134V184H132V187H133ZM136 186H134V189H136ZM154 186H152V190H153ZM195 186L197 187V185H195ZM229 186H228V187H229ZM235 186H236V184H235V182H234L233 187H235ZM148 187H149V185H148ZM148 187H146L147 190L149 189ZM159 187H158V188H159ZM192 187H194V186L192 185ZM214 187H216V186H214ZM221 187H222V185H221ZM223 187H224V186H223ZM230 187H232V186H230ZM240 187H241V186H240ZM246 187H249V185L246 186ZM140 188H141V187H140ZM156 188H157V187H156ZM156 188H154V189H156ZM194 188H195V187H194ZM194 188H193V189H194ZM197 188H198V187H197ZM249 188H251V185H250ZM131 189H133V188H131ZM138 189H139V188H138ZM144 189H145V188H144ZM144 189L142 188L141 190H144ZM223 189H224V188H223ZM232 189H234V188H232ZM232 189L230 188V191H231ZM237 189H239V191H237V190H236V187H235V191H237V192H235V191L233 190V191H234L233 193L239 194L240 190L242 189V188H241V189L239 188V184H238V186H237ZM224 190H225V189H224ZM136 191H139V190H136ZM150 191H151V190H150ZM153 191H154V190H153ZM158 191H159V189H158ZM158 191H157V193H158ZM225 191H226V190H225ZM139 192H140V191H139ZM139 192H137V193L139 194ZM132 193H133V190H132ZM152 193H154V192H151V195H152ZM162 193H163V192H162ZM188 193H189V192H188ZM134 194L136 195L135 191H134ZM138 194H137V196H141V195H138ZM140 194H141V193H140ZM157 195H158V194H157ZM159 195H161V194L159 193ZM162 195H163V194H162ZM178 195H179V196H178ZM137 196H136V197H137ZM169 196H170V195H169ZM183 196H187L186 193H185ZM183 196H182V197H183ZM155 197L158 198L159 196H154V198H155ZM134 198H135V197H133V199H134ZM171 198H172V197H170L169 200H170L171 203H172L173 200H171ZM173 198H172V199H173ZM180 198H181V196H180ZM180 198H179V199H180ZM185 198H186V197H185ZM148 199H150V198H148ZM148 199L146 200L147 202H148ZM158 199H159V198H158ZM161 199H162V197H161ZM189 199H190V198H189ZM136 200H137V198H136ZM167 200H168V198H167ZM181 200L183 201L184 199H181ZM186 200H187V199H186ZM186 200H185V201H186ZM190 200H191V199H190ZM190 200H189V201H190ZM134 201H135V200H134ZM137 201H138V200H137ZM170 201H167V202H170ZM153 202H154V201H153ZM158 202H160V201H157V203H158ZM187 202H188V201H187ZM130 203H131V201H130ZM143 203H145V202H143ZM165 203H166V201H165ZM183 203H184V202H182L181 204H183ZM131 204H134V203L132 202ZM163 204H164V203H163ZM176 204L178 205L179 209H181V204H179V202H177V201H176ZM185 204H186V203H185ZM137 205H138V204H137ZM141 205H143V204H141ZM150 205H151V204H150ZM173 205H174V204H173ZM188 205H189V204H188ZM129 206H130V205H129ZM138 206H140V205H138ZM151 206H152V205H151ZM162 206H165V204L162 205ZM174 206H175V207H174ZM174 206H173V208H174V209H177V208H176V205H174ZM185 206H187V205H185ZM131 207H132V206H131ZM133 207H134V205H133ZM147 207H148V206H147ZM154 207H156V206L154 205ZM158 207L161 208V205H159ZM158 207H157V209H158ZM169 207H170V206H169ZM169 207H168V208H169ZM135 208H136V206L134 207V209H135ZM141 208H142V206H141ZM168 208L166 207L167 210H168ZM173 208H172V209H173ZM183 208H184V207H183ZM188 208H189V207H188ZM191 208H192V207H191ZM129 209H130V208H129ZM129 209H128V210H129ZM137 209H138V208H137ZM137 209H136V211H137ZM147 209H148V208H147ZM151 209H152V211H153L154 208L151 207ZM155 209H156V208H155ZM174 209H173V210H174ZM149 210H150V209H149ZM161 210H162V209H160V210H158V211H160V213H161ZM164 210H165V209L163 208V211H164ZM173 210H172V215H173V214L176 215L177 213H174L175 211H173ZM177 210H178V209H177ZM177 210H176V212H177ZM183 210H184V209H183ZM186 210L189 211V209H186ZM130 211H131V210H130ZM144 211H146V210H144ZM158 211H156V212H158ZM163 211H162V212H163ZM165 211H166V210H165ZM165 211H164V212H165ZM170 211H171V210H170ZM170 211H169V213H170ZM127 212H128V211H127ZM141 212H142V211H141ZM146 212H149V211L147 210ZM150 212H151V210H150ZM150 212H149V213H150ZM164 212H163V213H164ZM167 212H168V211H167ZM190 212L193 213L194 211H193V212L190 211ZM149 213H148V214H149ZM160 213H158V215H159ZM165 213H166V212H165ZM142 214H143V213H142ZM142 214H141V215H142ZM145 214H147V213H145ZM152 214H153V212H152ZM156 214H157V213H156ZM156 214H155V215H156ZM189 214H190V213H189ZM141 215H140V216H141ZM150 215H151V214H150ZM155 215H154V216H155ZM164 215H166V214H164ZM167 215H169V214H167ZM191 215H193V214H191ZM138 216H139V214H138ZM151 216H152V215H151ZM151 216H148V217H150V218H149L150 220H151V218H153V217H151ZM178 216H179V215H178ZM178 216H177V217L174 216V217H175V218H178ZM144 217H145V215H144ZM160 217H161V216H160ZM166 217H167V216H166ZM179 217H180L181 219H180V218H178V219H180L181 222H182V218H183V219H187V218H189V215H188L186 212H184V213H183V216L181 217V214H180ZM141 218H142V216H141ZM167 218H168V217H167ZM171 218H172V217H171ZM139 219H140V218H139ZM142 219H143V218H142ZM145 219H146L145 222H147V220H149V219H147V217H146ZM145 219H144V220H145ZM158 219H159V221H157ZM164 219H165V218H164ZM172 219H173V218H172ZM157 220H156V218H153V220H151V221H153V222H152L153 225H151L152 227L154 226V223H155V222L158 224V226H157V225H155V226H157L158 228L161 226L158 222H163V221H161L162 218H161V220H160V218H157ZM170 220H171V219H170ZM170 220H169V221H170ZM180 220H179V221H180ZM192 220H193V219H192ZM151 221H150V223H151ZM169 221H168V223H169ZM175 221H176V220H175ZM175 221H174V223H175ZM177 221H178V220H177ZM172 222H173V221H172ZM172 222H170V223L168 224L167 221H166V223L169 225V228H170V227L172 228V227L174 226V225H173V226H170V224L172 225ZM198 222H199V221H198ZM150 223H149V224H150ZM156 223H155V224H156ZM177 223H178V222H177ZM179 223H180V222H179ZM179 223H178V225H179ZM187 223H188V221H187ZM134 224H135V223H134ZM162 224H163V223H162ZM164 224H165V222H164ZM167 224H165L164 226H166ZM189 224L191 225V223H189ZM189 224H187V226H188ZM226 224H227V223H226ZM143 225H144V224H143ZM159 225H160V226H159ZM190 225H189V226H190ZM151 226L149 225V227H148L149 230L151 229ZM175 226H176V225H175ZM162 227H163V226H162ZM181 227H182V226H181ZM171 228H170V229H171ZM146 229H147V228H146ZM146 229H144V230L146 231ZM162 229H163V228H161V230H162ZM170 229H168V230L166 229L167 232H169ZM174 229H176V227H174ZM183 229H185V230L187 231V227H185V228H183ZM183 229H180L181 233H182V234H183V233L186 234L185 230L183 231ZM137 230H138V229H137ZM139 230H140V227H139ZM142 230H143V229H142ZM142 230H140V231H142ZM149 230H148V232H149ZM154 230H155V229H154ZM164 230H165V229H164ZM166 230L164 231V233H166ZM189 230H190V229H189ZM198 230H199V229H198ZM134 231H136V229H135ZM145 231H143V232H145ZM159 231H160V230H159ZM159 231H158V235H159V233H161V232H159ZM175 231H176V230H175ZM182 231H183V232H182ZM191 231H192V229H191ZM195 231H196V229H195ZM146 232H147V231H146ZM173 232H174V230H173ZM199 232H200V230H199ZM133 233H134V232H133ZM136 233H137V232H136ZM141 233H142V232H141ZM164 233H161V236H162V234H164ZM178 233H180V232H178ZM171 234H172L173 236L176 235V234H174V233H171ZM171 234L169 233V237L171 236ZM182 234H181V235H182ZM187 234H188V233H187ZM191 234H192V233H191ZM191 234H190V236H191ZM141 235H143V234H141ZM153 235H154V234H153ZM155 235H157V231H156V234H155ZM158 235H157V237H158ZM167 235H168V234H167ZM202 235H204V234L202 233ZM178 236H179V234H178ZM192 236H193V234H192ZM200 236H201V235H200ZM151 237H152V236H151ZM174 237H175V236H174ZM176 237H177V236H176ZM186 237H188V236L186 235ZM178 238H179V237H178ZM184 238H185V236H184ZM184 238H182V239H184ZM191 238H193V237H191ZM191 238H189V239H191ZM152 239L154 240V238H152ZM173 239L175 240L176 238H173ZM155 240L157 241L158 238L156 239V237H155ZM167 240H168V239H166V241H167ZM191 240H193V239H191ZM170 241H171V240H170ZM176 241H177V240H176ZM153 242H154V241H153ZM168 242H169V241H168ZM171 243H172V242H171ZM186 244H187V243H186ZM197 244H198V243H197ZM165 246H167V244H165L164 246H162V249H163V247H165ZM169 246H170V245H169ZM149 247H151V246H149ZM156 247H157V246H156ZM182 247H183V246H182ZM158 248H160V247H158ZM169 248H170V247H169ZM169 248H168V251H169ZM145 249H146V248H145ZM151 249H152V248H151ZM181 249H183V248H181ZM186 250H187V249H186ZM149 251H150V250H149ZM168 251H167V252H168ZM153 252H154V251H153ZM157 252H158V250H157L155 253H157ZM183 252H185V249H184ZM183 252H182V254H183ZM186 252H187V251H186ZM158 253H159V252H158ZM173 253H174V252H173Z\"/></svg>","mask_w":264,"mask_h":264}]
</instances>
